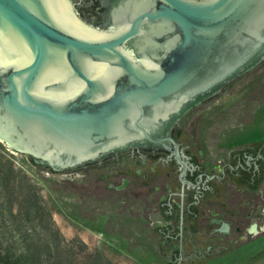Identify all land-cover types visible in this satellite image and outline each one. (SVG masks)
<instances>
[{
    "label": "water",
    "instance_id": "water-1",
    "mask_svg": "<svg viewBox=\"0 0 264 264\" xmlns=\"http://www.w3.org/2000/svg\"><path fill=\"white\" fill-rule=\"evenodd\" d=\"M144 21L166 26L160 58L123 48ZM117 22L92 27L70 0H0L1 142L54 171L75 168L151 140L183 100L264 60V0H146Z\"/></svg>",
    "mask_w": 264,
    "mask_h": 264
},
{
    "label": "flooded vegetation",
    "instance_id": "flooded-vegetation-1",
    "mask_svg": "<svg viewBox=\"0 0 264 264\" xmlns=\"http://www.w3.org/2000/svg\"><path fill=\"white\" fill-rule=\"evenodd\" d=\"M70 1L82 21L102 30L119 28L123 9L146 2ZM165 28L144 21V32L127 38L124 50L136 58H160L166 51L161 43ZM261 63L183 100L148 130L151 140L138 138L68 170L101 169L100 178L109 189L131 191L137 186L154 193L164 222L155 228L158 243L175 247L172 264H200L222 254L239 243L244 232L254 233L253 224L256 232L264 231L259 225L264 224V138L228 145L224 133L214 135L199 127L205 110Z\"/></svg>",
    "mask_w": 264,
    "mask_h": 264
},
{
    "label": "rangeland",
    "instance_id": "rangeland-1",
    "mask_svg": "<svg viewBox=\"0 0 264 264\" xmlns=\"http://www.w3.org/2000/svg\"><path fill=\"white\" fill-rule=\"evenodd\" d=\"M205 111L199 127L213 130L214 135L224 133L228 145L263 139L264 61ZM6 151L16 167L36 180L63 235L62 245L73 256L67 260L75 264H172L175 247L158 243L155 228L164 222L156 211L154 193L137 186L131 191L109 189L100 178L101 169L38 171L23 153ZM243 235L235 246L200 264H264V231ZM84 244L87 252L96 255L86 257Z\"/></svg>",
    "mask_w": 264,
    "mask_h": 264
},
{
    "label": "trees",
    "instance_id": "trees-1",
    "mask_svg": "<svg viewBox=\"0 0 264 264\" xmlns=\"http://www.w3.org/2000/svg\"><path fill=\"white\" fill-rule=\"evenodd\" d=\"M0 141V264H75L36 180L16 167ZM38 171L55 173L24 154ZM86 257L96 252H87ZM73 257V256H71Z\"/></svg>",
    "mask_w": 264,
    "mask_h": 264
},
{
    "label": "bare ground",
    "instance_id": "bare-ground-1",
    "mask_svg": "<svg viewBox=\"0 0 264 264\" xmlns=\"http://www.w3.org/2000/svg\"><path fill=\"white\" fill-rule=\"evenodd\" d=\"M262 227H264V224H263V226Z\"/></svg>",
    "mask_w": 264,
    "mask_h": 264
}]
</instances>
